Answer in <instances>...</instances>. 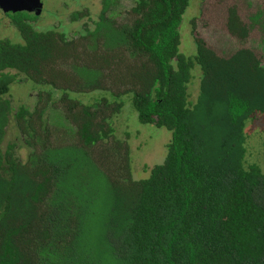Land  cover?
I'll list each match as a JSON object with an SVG mask.
<instances>
[{"label": "trees", "instance_id": "obj_1", "mask_svg": "<svg viewBox=\"0 0 264 264\" xmlns=\"http://www.w3.org/2000/svg\"><path fill=\"white\" fill-rule=\"evenodd\" d=\"M190 1L132 0L130 23L114 27L102 13L93 30L121 53L125 90L109 95L131 99L141 124L170 133L163 162L140 180L111 120L123 101L69 100L71 92L110 91L100 81L110 62L103 57L104 66L73 65L74 91L41 90L32 111L13 108L5 95L18 76L45 85L47 66L71 45L64 33L31 26L27 13L6 16L13 33H0V264H264V166L245 160L246 126L264 116V62L252 48L228 43L218 53L196 37L193 54H183ZM226 24L247 38L250 26L235 11ZM11 119L19 137L3 146ZM105 177L99 218L93 187Z\"/></svg>", "mask_w": 264, "mask_h": 264}, {"label": "rangeland", "instance_id": "obj_2", "mask_svg": "<svg viewBox=\"0 0 264 264\" xmlns=\"http://www.w3.org/2000/svg\"><path fill=\"white\" fill-rule=\"evenodd\" d=\"M41 2L43 3L44 14L39 20V26L48 25V27L54 28L57 33H64L66 41L71 45V53L54 58L49 67L47 66L45 85L39 86L37 83L24 78L23 75H19L15 82L10 85L5 97L11 101L15 110L24 107L32 111L37 106V100L34 99V96L41 90L52 92L68 88L70 92L74 91L75 85L80 82V78L73 70V65H84L92 68L104 66L101 63L102 57L106 61H110L104 69L100 68L102 86L110 91L87 93L88 90L85 89L86 93L71 92L69 100H78L84 105H88L93 100L97 101L100 97H104L109 103H114L117 100V102L123 101L122 109L118 114H114L111 119L115 136L123 142L122 148H126L131 167V178L134 180L146 178L153 166L163 162L170 133L164 128L141 124L137 119L131 99L129 101V98H125L126 96L123 99L122 96L117 99L109 95L112 92L117 93L125 90L118 75L122 63L119 64V60L115 59L121 53L119 49L106 48L102 38L94 39L93 36V30L98 26L96 23L100 21L102 13L114 27L130 23L134 19V15L130 11L132 0H41ZM230 10L239 15L244 25L250 26L246 39L239 40L235 35L229 33L226 20ZM75 14H77V18L74 17ZM7 23L8 19L0 14V33L2 32V36H12L13 31ZM263 25L264 0H191L180 28L181 51L185 55L193 54L194 38L196 37L202 39L208 47L213 48L218 53L223 52L228 43L233 45L232 48H252L264 62ZM13 36L16 37L17 34L14 33ZM258 44L261 45L258 46ZM199 79L200 70L195 67L192 72V81L188 86V100L191 103H194L197 97ZM246 132V164H258L263 167L264 116H258L249 122L246 126ZM18 137L19 131L16 122L11 119L6 128L3 146L13 142ZM122 151L125 152V149ZM19 153L24 159L27 150L21 149ZM100 153L97 151L98 156ZM112 156L118 157L116 154ZM106 185V177L102 178L101 181H96L93 189L97 192L98 200H102L105 195ZM105 209L103 200L93 205V212L99 218ZM97 223L96 219H92L89 225L93 227Z\"/></svg>", "mask_w": 264, "mask_h": 264}, {"label": "water", "instance_id": "obj_3", "mask_svg": "<svg viewBox=\"0 0 264 264\" xmlns=\"http://www.w3.org/2000/svg\"><path fill=\"white\" fill-rule=\"evenodd\" d=\"M0 9L4 13L33 12L39 15L42 3L40 0H0Z\"/></svg>", "mask_w": 264, "mask_h": 264}, {"label": "flooded vegetation", "instance_id": "obj_4", "mask_svg": "<svg viewBox=\"0 0 264 264\" xmlns=\"http://www.w3.org/2000/svg\"><path fill=\"white\" fill-rule=\"evenodd\" d=\"M41 1V0H40ZM42 3V2H41ZM17 13H27L29 16H30V18H31V21H30V23H31V26H33V27H35L36 29H40V30H44V31H53L56 35H58V34H60V33H57L56 32V30L54 29V28H52V27H48V25H45V27L44 26H39V20L42 18V15L44 14V7H43V3H42V11H41V13L39 14V15H36L35 13H33V12H17ZM0 14H2V16L4 17V18H6V16L8 15V14H15V13H11V12H8V13H4V12H2L1 11V9H0ZM7 19V18H6ZM7 24H9V22L7 23ZM10 25V24H9ZM9 28H11L12 30H13V28L11 27V25L9 26ZM11 30V31H12ZM1 35V34H0Z\"/></svg>", "mask_w": 264, "mask_h": 264}]
</instances>
